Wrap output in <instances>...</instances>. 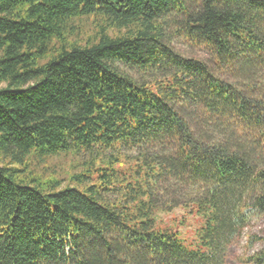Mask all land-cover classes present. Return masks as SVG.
Here are the masks:
<instances>
[{
  "label": "trees",
  "instance_id": "obj_1",
  "mask_svg": "<svg viewBox=\"0 0 264 264\" xmlns=\"http://www.w3.org/2000/svg\"><path fill=\"white\" fill-rule=\"evenodd\" d=\"M258 215L264 0H0V264H224Z\"/></svg>",
  "mask_w": 264,
  "mask_h": 264
},
{
  "label": "rangeland",
  "instance_id": "obj_2",
  "mask_svg": "<svg viewBox=\"0 0 264 264\" xmlns=\"http://www.w3.org/2000/svg\"><path fill=\"white\" fill-rule=\"evenodd\" d=\"M173 46L176 50L181 52L185 56H193L201 59H207L205 52H202L190 45L175 41ZM190 209L179 208L176 209L170 216L165 217V219H170V217H175L178 221L184 220V225L177 223L176 228L184 238L192 240L194 238L195 229L200 226V219L193 214H189ZM180 225V226H179ZM250 235L258 236L261 240L254 244L251 249H247V240ZM264 248V215H258L254 217L252 222L248 227H246L242 234L231 244L228 249L225 263L224 264H246L244 258L252 256L253 254L259 252Z\"/></svg>",
  "mask_w": 264,
  "mask_h": 264
}]
</instances>
